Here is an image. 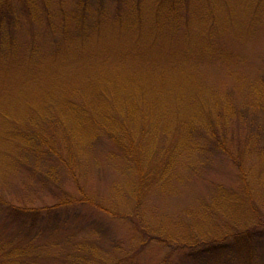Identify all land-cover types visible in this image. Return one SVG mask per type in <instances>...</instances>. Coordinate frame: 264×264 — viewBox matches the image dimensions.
Returning <instances> with one entry per match:
<instances>
[{
  "label": "rangeland",
  "instance_id": "374dc122",
  "mask_svg": "<svg viewBox=\"0 0 264 264\" xmlns=\"http://www.w3.org/2000/svg\"><path fill=\"white\" fill-rule=\"evenodd\" d=\"M156 1L87 0L89 28L59 11L13 28L11 54L0 51V264H196L190 245L236 233L252 236L253 264H264V0H190L163 19ZM138 15L150 23L135 25ZM214 99L245 110L224 128L229 153L178 126L209 115ZM49 118L76 152V180L20 141L29 125L48 134ZM99 123L136 136L166 177L144 167L147 187L135 186L115 145L90 137ZM52 170L60 191L82 189L89 205L52 210L56 179L42 175ZM3 203L56 215L26 233Z\"/></svg>",
  "mask_w": 264,
  "mask_h": 264
},
{
  "label": "trees",
  "instance_id": "16d2710c",
  "mask_svg": "<svg viewBox=\"0 0 264 264\" xmlns=\"http://www.w3.org/2000/svg\"><path fill=\"white\" fill-rule=\"evenodd\" d=\"M189 1L190 0H157V4L155 3L154 7L155 11L153 10V12H156V17L161 16V19H163V17L165 16L167 17L168 15L175 17V11L177 7L183 2H185V5L190 8V5L188 4L190 3ZM55 2L58 3L57 6H55ZM62 2L63 0H0L1 53L8 52L9 54H11V49L13 46L12 30L22 21V16H25L26 18L35 22H39L38 20L40 19V16H45L48 21H51L54 17H56L54 12L59 11L60 16L65 23H67L68 21H74V23L78 24V26H83L85 28H89L93 25V18V23L87 19V0H76L73 7L69 9H65V7L63 8L61 6L63 4ZM170 11H172V14L169 13ZM101 16L102 13L100 14V17ZM120 16L121 15H119V17ZM98 18L99 16H97L95 20H97ZM138 18H140V15L132 20V22H135V25H140L147 21L146 18L142 17L141 22L138 23ZM149 18L146 23H150ZM120 19L121 18H119V20ZM85 31H87V29ZM33 51L34 50H32V52ZM251 103L252 104H250L249 106L253 108L256 104L254 100ZM69 104L71 103L69 102ZM210 106L212 112L206 117H202L201 120H197V123H193L191 126V124H187V122H180L178 126L181 128L183 133H186L187 136L192 135V133H196L199 138L209 140V142H211V140H214L216 144L220 145V148L223 149L225 153H229L228 149L225 147L228 145V140L224 128L228 124V120L230 119L243 121L245 118V110L232 111L230 109L231 106H228L226 102L217 101V99L211 101ZM48 123V134H44L42 133V131H40V129H37V125H34V128L29 125L25 129L26 131H23L24 133L20 134V141L25 143L26 146H23L26 149L25 151L30 152L36 159L43 160L44 158L48 157L56 159V161L65 168L69 175L76 180V152L74 151L73 146L67 141L64 134L62 137L58 135L60 133L57 129V125L59 127V121L54 122L53 119L51 120V118H49ZM117 123L123 122L118 121ZM118 129L121 130L119 133L116 132V129L113 126H109L105 123H99L95 132L91 134L90 137L97 139H108L115 145L117 149V155L121 154L126 160L129 161V164L135 170V174L133 173L135 182L133 180V183L135 186L137 184V186H139V189L147 187L144 178V167H146L147 169L151 168L153 173L159 178V180L165 178L167 170L169 169V165H166L167 163L165 165H162V159L157 162L154 159H150L148 156L142 157L140 153H138V150H142V148L139 142L135 140L136 136H131L126 128H123V126H119ZM56 140L59 141L58 144ZM250 141L251 139L247 141V144ZM176 144L178 145L179 143ZM211 146L217 148V146L213 143ZM240 155L241 156L238 157L242 158L243 152H241ZM239 164L238 166H240ZM38 175L40 182L44 185L46 183V179L51 181H54L56 179V177L53 178L54 176H56L55 170L48 171L46 174H42L46 179L41 176L40 173ZM56 181L57 179L54 181V185H56L58 188L54 190L49 188L51 194L55 198H57V202L53 203L54 205L52 206V210H62L68 208L73 203L89 205L91 198L86 196L82 189L77 188L79 196L75 197L70 195V193L66 190L60 191V186L58 184V181ZM93 205L95 204L93 203ZM3 206L5 207L3 212L9 220L26 224V233H32L34 224L40 222L49 223L50 218L56 215L55 214L52 216V213L50 211L47 214H43V212H39L40 210L28 208L25 206L20 207L6 203H3ZM95 207L97 209L104 210L99 205H95ZM141 230L148 237H152L150 238L151 241H156V239L163 238V240L167 242L166 236L161 238V236L155 234V232L151 234L150 232H146L143 228H141ZM36 233L38 232H35V234ZM251 237L252 236L236 233L235 235H233V241L231 238L232 243L230 242L227 244L226 242H223L224 238H213L211 239V242L206 241L207 244L198 248L192 249L190 247H192L193 245H190V252L188 253V255L195 261L196 264H253ZM147 241L148 240H145L143 244H145ZM76 250L80 251L79 248H77ZM67 257L72 256L69 255ZM79 261V263H75L70 262V260L67 259L65 260L64 264L98 263L97 259L94 260L90 258H81Z\"/></svg>",
  "mask_w": 264,
  "mask_h": 264
}]
</instances>
